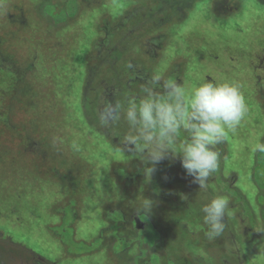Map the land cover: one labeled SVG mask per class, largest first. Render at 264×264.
Masks as SVG:
<instances>
[{"label": "rangeland", "instance_id": "rangeland-1", "mask_svg": "<svg viewBox=\"0 0 264 264\" xmlns=\"http://www.w3.org/2000/svg\"><path fill=\"white\" fill-rule=\"evenodd\" d=\"M208 81L238 85L247 112L213 146L207 187L181 166L183 127L151 172L145 142L127 143L141 131L129 104L168 100V83L187 100ZM258 86L264 0H0L1 253L10 264H264ZM216 196L229 212L210 241L202 208Z\"/></svg>", "mask_w": 264, "mask_h": 264}, {"label": "clouds", "instance_id": "clouds-1", "mask_svg": "<svg viewBox=\"0 0 264 264\" xmlns=\"http://www.w3.org/2000/svg\"><path fill=\"white\" fill-rule=\"evenodd\" d=\"M159 81V77H153ZM168 100H156L146 96L139 103L131 102L126 110L130 125L141 126L140 135L129 137V146H136L143 140L149 152L148 160L152 167L168 158L167 145L177 129L183 127L190 132V141L179 148L181 166L186 175L200 188L207 187L208 179L219 167V153L213 146L225 141L228 134L234 133L246 115L247 107L239 86L230 83L216 84L211 81L197 85L185 99V90L178 84L165 86ZM171 101H174L171 102ZM120 105L106 108L104 122L109 123L119 115ZM159 127V137H154L152 129ZM166 140L167 145L162 143ZM154 142V143H153ZM264 150V146H261ZM151 201L146 200L142 209H148ZM204 223L208 226L207 238L211 241L219 237L225 229V217L229 212V200L223 196L211 199L203 208Z\"/></svg>", "mask_w": 264, "mask_h": 264}, {"label": "trees", "instance_id": "trees-1", "mask_svg": "<svg viewBox=\"0 0 264 264\" xmlns=\"http://www.w3.org/2000/svg\"><path fill=\"white\" fill-rule=\"evenodd\" d=\"M124 3V2H123ZM135 7V5L133 6H131V9H133ZM122 12L123 11V9L121 10H119V11H117L116 12V14H115V16L116 15H118L119 14V12ZM28 68L30 69V67L28 66ZM4 71V70H3ZM6 71V70H5ZM29 71V70H28ZM28 72H26V74H27ZM252 85V84H251ZM247 86H249L250 87V85H247ZM255 87H256V85H254ZM118 88V87H117ZM118 89H120V88H118ZM113 90H114V94H116V88H113ZM257 91L259 92H261V93H264V87H260V86H258V88H257ZM253 93H256V92H254V90L252 91ZM255 95H257V93L255 94ZM258 96V95H257ZM80 122H82L83 123V125H84V127L87 129V127H88V120H87V118H84V116L83 115H80V120H79ZM87 126V127H86ZM68 135H69V137H71V138H73V135L72 134H70V133H68ZM174 137V136H173ZM74 139V138H73ZM101 143H103V142H101ZM105 147H106V145H104ZM73 149H76V146L75 145H73L72 146V153L74 154L75 152H74V150ZM85 152V151H84ZM221 153H224L223 151L221 152ZM262 155H264V150L262 151ZM74 156H76V154L74 155ZM264 156L261 158V160H259L258 161V165H260V166H262V163H263V161H264ZM25 172V171H24ZM89 184V183H88ZM87 183H85V187L88 185ZM100 199V198H99ZM100 200H105V199H100ZM103 233L102 232H100V236L102 235ZM104 235H107V234H104ZM126 241V240H125ZM22 247H24V246H22ZM34 255L33 256H29L28 257V259H31V263L30 264H34L35 263V261H34ZM168 261H169V259H168ZM36 263H37V261H36Z\"/></svg>", "mask_w": 264, "mask_h": 264}, {"label": "flooded vegetation", "instance_id": "flooded-vegetation-1", "mask_svg": "<svg viewBox=\"0 0 264 264\" xmlns=\"http://www.w3.org/2000/svg\"><path fill=\"white\" fill-rule=\"evenodd\" d=\"M1 241V240H0ZM0 243H2V242H0ZM3 244V243H2ZM32 254H34L33 252H31ZM6 255H3L2 253H1V250H0V264H10V261L9 260H7L8 258H9V255L7 256V257H5ZM65 256H67L66 254H64V257ZM36 257V256H35ZM35 257H34V261H35V264H38V263H36V261L38 260V259H35ZM11 258V257H10ZM66 258H69V257H66ZM4 262V263H3ZM44 263V262H43ZM46 263H47V261H46ZM46 263H44V264H46ZM49 264H59L58 262H56V261H54V262H51V263H49Z\"/></svg>", "mask_w": 264, "mask_h": 264}]
</instances>
